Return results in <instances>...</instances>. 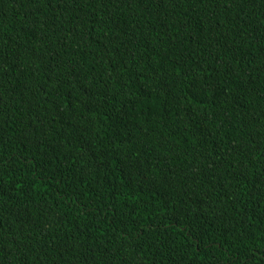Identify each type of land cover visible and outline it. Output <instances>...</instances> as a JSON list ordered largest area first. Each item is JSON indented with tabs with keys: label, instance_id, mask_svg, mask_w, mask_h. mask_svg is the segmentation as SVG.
Instances as JSON below:
<instances>
[{
	"label": "trees",
	"instance_id": "16d2710c",
	"mask_svg": "<svg viewBox=\"0 0 264 264\" xmlns=\"http://www.w3.org/2000/svg\"><path fill=\"white\" fill-rule=\"evenodd\" d=\"M0 264H264V0H0Z\"/></svg>",
	"mask_w": 264,
	"mask_h": 264
}]
</instances>
